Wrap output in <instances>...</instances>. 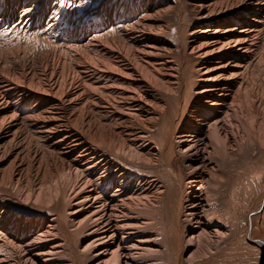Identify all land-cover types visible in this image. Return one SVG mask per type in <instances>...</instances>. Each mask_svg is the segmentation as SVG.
<instances>
[{"label":"bare ground","instance_id":"6f19581e","mask_svg":"<svg viewBox=\"0 0 264 264\" xmlns=\"http://www.w3.org/2000/svg\"><path fill=\"white\" fill-rule=\"evenodd\" d=\"M182 4L0 0V264H264V0Z\"/></svg>","mask_w":264,"mask_h":264},{"label":"rangeland","instance_id":"374dc122","mask_svg":"<svg viewBox=\"0 0 264 264\" xmlns=\"http://www.w3.org/2000/svg\"><path fill=\"white\" fill-rule=\"evenodd\" d=\"M179 2H181V7H180V12H181L180 13V18L181 19H180V23H179L180 25L178 27V24H176V22H177L176 21L177 20V18H176L177 17V10L174 9V14L172 16V19L170 18V21L168 23V30L170 31V29H171V32H173L175 30V31L179 32V34H180V35H178L179 38H184V35H185V32L184 31L186 29V24L188 23V22L187 23H185V22H186V20L187 21L190 20V17H189V9H188V7L186 5L182 4L184 2V0H179ZM185 3H186V1H185ZM181 21H183V22H181ZM180 26H181V29H180ZM172 28H175V29H172ZM171 38L173 39V37H171ZM30 48H32V47H30ZM81 261H82V259H81ZM79 262H80V260H79Z\"/></svg>","mask_w":264,"mask_h":264}]
</instances>
